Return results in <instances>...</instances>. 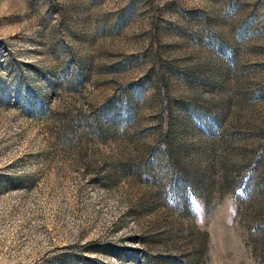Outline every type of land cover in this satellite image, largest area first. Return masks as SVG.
I'll use <instances>...</instances> for the list:
<instances>
[{"label": "rangeland", "instance_id": "1", "mask_svg": "<svg viewBox=\"0 0 264 264\" xmlns=\"http://www.w3.org/2000/svg\"><path fill=\"white\" fill-rule=\"evenodd\" d=\"M0 264H264V0H0Z\"/></svg>", "mask_w": 264, "mask_h": 264}]
</instances>
